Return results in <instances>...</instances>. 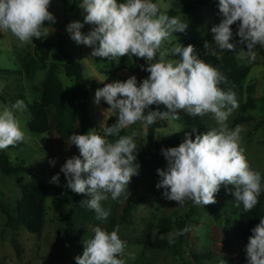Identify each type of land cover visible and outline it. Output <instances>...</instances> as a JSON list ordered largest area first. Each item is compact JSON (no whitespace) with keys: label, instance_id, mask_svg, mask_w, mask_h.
Wrapping results in <instances>:
<instances>
[{"label":"clouds","instance_id":"clouds-1","mask_svg":"<svg viewBox=\"0 0 264 264\" xmlns=\"http://www.w3.org/2000/svg\"><path fill=\"white\" fill-rule=\"evenodd\" d=\"M50 4L51 0H0V32H10L21 44L32 42L33 38H47L56 22L49 11ZM79 7L83 22L73 21L66 28L77 45L91 48V57L115 61L124 56L143 58L149 73L140 83L131 76L126 81L106 83L95 91L94 102L99 105L103 100L109 106L105 111L116 117L114 124L103 127V135L93 131L70 135L79 155L68 158L60 171L67 189L89 197L80 205L94 210L96 219L106 220L110 210L101 202L108 200L109 194L113 201L128 199L131 179L139 175L135 133L121 136V131L138 121L145 126L157 119L177 121L182 110L193 117L210 113L219 127L196 134L194 139L195 130L185 132L178 147L162 149L168 166L166 170L157 169L160 180L156 188H163L164 198L178 204L190 200L206 206L216 203L215 196L222 186H233L237 207L242 204L245 213L251 211L259 202L264 184L244 155L241 127L229 129L226 124L238 107L235 94L220 87L227 78L200 59L192 44L178 43L161 50L162 44L174 33L184 32L187 24L178 17L158 14L159 7L153 0H82ZM218 8L222 19L211 33L219 49L236 50V44L230 41L231 26L237 22L236 35L248 51L257 44L264 46V0H219ZM85 24L92 26L86 34L81 31ZM204 49L209 50L207 54L216 55L207 40ZM169 54L178 59H167ZM153 104L167 110L145 114V109ZM25 107L18 100L11 108L0 110V150L29 139L14 112ZM51 163L54 165L55 161ZM59 179L56 174L50 182L59 186ZM93 231L94 236L84 242L82 256L75 258L77 264H125L118 258L126 249V242L118 234L119 225L111 232L100 227ZM251 232L245 248L247 264H264V217Z\"/></svg>","mask_w":264,"mask_h":264},{"label":"rangeland","instance_id":"rangeland-1","mask_svg":"<svg viewBox=\"0 0 264 264\" xmlns=\"http://www.w3.org/2000/svg\"><path fill=\"white\" fill-rule=\"evenodd\" d=\"M123 2V0H121ZM192 0H153L159 7L158 14L169 16L170 11L179 12L183 4ZM82 0H51L49 11L53 13L56 22L51 25L54 31L47 37L51 38L57 33H61L66 40V48L72 56L84 66V77L96 82L112 83L116 81H126L131 76L137 78L140 83L147 78L149 73L145 70L147 62L143 58L136 56H124L120 59L109 60L107 58L91 57L92 49L77 45L67 32V25L73 21L83 22V10L79 7ZM76 3V7H73ZM178 17L181 22L187 24L184 32H176L162 44L161 50H168L175 44L181 45L191 38L207 39L211 45H216L213 41L211 28L220 23L222 16L219 8L205 7L198 12L187 14L180 13ZM49 26V22H45ZM92 26L85 24L81 30L85 34L91 30ZM44 39L33 38V41L27 44H21L16 37L10 32H2L0 37V69L7 71L0 74V95L7 103L0 99V110L8 106L11 108L16 101L20 100L28 103L42 99L44 83L47 72L52 64L57 67L56 76L61 80L65 89L73 87L74 81L66 77L64 72V59L54 50L47 63V69L39 71L34 80L26 79L21 65V57L27 52H33L35 45L40 44ZM236 44V50L231 51L236 60L251 68L242 85L233 92L238 103V107L229 115L226 124L229 129H234L233 123L239 115L240 108L243 104L254 101L255 107L249 112L254 117L255 123L264 120V46L255 45L250 51L244 49L239 40L230 41ZM241 49L244 50L241 55ZM158 58V57H157ZM167 59H174L170 54ZM95 91L88 88L90 98L88 108L90 115L96 124L93 132L103 135L102 129L111 122L115 117L114 114L105 111L108 105L101 100L97 105L94 102ZM25 105V104H24ZM26 106V105H25ZM165 106L162 112L166 111ZM150 107L145 109V114L150 112ZM17 119L21 122L22 128L27 133L29 139L5 149V153L11 162L17 167H30L35 171H44L51 190L48 192L45 203L44 226L41 234H32L24 228L17 231L11 230L6 226L7 218L1 211V205L7 210H12L22 197V189L31 180L29 173L18 176H7L0 173V264H76V257L82 256L66 245L64 241L65 222L63 216L69 212L74 194L70 189L65 187L67 181L64 174L60 171L62 165L68 158L73 157L69 150V141L62 140L56 134H38L30 131L28 123L31 115L25 107L24 110H14ZM180 119L173 121L170 119H157L164 121L166 127L156 131L158 140L170 138L173 135L191 130L195 127V117L188 115L184 111H179ZM205 123V131L218 128L219 125L214 120L212 114L198 116ZM254 123V124H255ZM254 124L240 126L242 131L241 147L244 149V155L252 170L260 173L261 178L264 176V126L256 129ZM126 135L135 133L134 140L136 143L137 159L146 151V133L147 126L143 122H136L125 128ZM114 140L115 137H108ZM144 149H141L143 148ZM55 161L53 165L51 162ZM168 161L164 166L167 169ZM59 174V186L51 183V178ZM137 185L138 196L145 200V204L136 206L128 221L118 224L117 219L122 214V208L130 198V189L128 187V199L120 198V201L109 199L102 201V207L110 210V215L106 220L96 219L94 210L82 206L74 218V227L84 229L88 233L83 239L84 242L94 236V228L100 227L102 230L111 232L119 225V236L126 242V249L123 256L118 257L125 261V264H144L143 247L136 243L137 238L149 228L156 230L158 221L161 218H170L172 224H176L182 218L191 215V210L196 208L195 204H190V200L183 204L170 201L164 198V189H157L156 184L159 178L153 173H144L134 176L131 179ZM60 190V192H57ZM60 199L61 202L57 200ZM88 199L83 195L82 200ZM122 201V202H121ZM197 225L188 224L185 244L181 252L182 256L174 255V238L177 236V228L173 227L170 232L171 247L167 254H159L164 258L154 264H235V257L230 256L223 249L222 230L225 225L223 220L216 221L211 215L200 212L191 217ZM246 245L237 244L239 255L245 253ZM209 255L208 259L196 261L195 255ZM158 255V256H159ZM155 256H151L155 258Z\"/></svg>","mask_w":264,"mask_h":264},{"label":"trees","instance_id":"trees-1","mask_svg":"<svg viewBox=\"0 0 264 264\" xmlns=\"http://www.w3.org/2000/svg\"><path fill=\"white\" fill-rule=\"evenodd\" d=\"M120 2L122 1L120 0ZM218 2L219 0H192L189 3L183 4L179 12L170 11L169 17H176L180 13L198 12L205 7L218 8ZM73 7H76V3ZM231 28L233 40L240 41V37L236 35L238 32V22L234 23ZM206 40L204 38H191L182 45L187 46L192 44L200 59L206 63H210L227 78V82L222 83L220 87L224 91H231L233 93L245 81L251 72V68L239 63L231 51L221 50L217 45H211L208 40L210 50H215L216 55L207 54L209 50L204 49V41ZM243 47L247 50L246 44H243ZM54 50L64 59L63 68L65 75L74 81V85L69 89H65L61 80L56 76V65L52 64L47 72L42 99L33 103L24 102L31 115L28 127L33 133L56 134L62 140L69 141V150L72 156H78L79 150L75 145L71 144L69 137L73 133L87 134L96 128V124L88 108V100L90 98L88 88L97 90L106 83L96 82L84 77V66L68 52L66 40L61 33H57L55 36L35 45L33 52H27L21 57L24 75L27 80H34L39 71L48 68L47 63ZM174 59H178V57H174ZM6 72L0 69V74ZM0 99L4 103H7L1 95ZM260 101H264V99ZM149 107L151 111L159 110L162 112L163 105L153 104ZM254 107V101L243 104L239 115L233 123V127L254 124L255 119L249 112ZM115 122L116 117L112 118L108 125L111 126ZM194 125L195 127L191 130L177 133L161 141L157 139L156 131L166 127L165 122L156 120L152 125H148L145 140L146 152L137 159V163L140 165V174L153 173L158 176L157 169L164 170V166L167 163L166 158L162 154V149L178 147L185 139V132L195 130L196 133L193 134V139L196 134H203L205 123L198 116L194 119ZM263 126L264 120L254 124L256 129H260ZM120 135H126V130L123 129ZM141 149H144V146ZM0 173L7 176H18L24 173L31 175V180L22 189V197L17 205L12 210H7L4 205H1V211L7 218L6 226L11 230L17 231L20 228H24L32 234H41L46 212L45 203L48 192L51 190L46 173L44 171H35L30 167H17L11 162L4 150H0ZM158 178L160 180L159 176ZM262 184H264V176ZM129 189L131 193L130 198L122 208V214L116 220L119 225L128 221L136 206L145 204V200L138 196L137 185L134 182H130ZM234 190L233 186H222L215 196L216 203L206 206L196 205V208L191 210V215L186 216L184 219L181 218L176 224H172L170 218H161L156 226L157 231L151 227L143 232L136 241L138 245L143 247V263L154 264L164 258L161 255H165L170 251L171 243L169 241L171 238L169 235L174 225L178 232L186 229L182 235H177L174 238L175 249L173 253L175 256L181 257V249L185 244L188 224L197 225L196 222L191 220V217L200 212H205L216 221L223 220L225 222L222 230L223 249L230 256L235 257V264H247L246 253L239 255L237 244L247 245L248 238L252 235L251 230L260 222V218L264 217V190H262L258 198V204L247 213L243 211L242 204L237 207V202L232 195ZM57 192H60V190H57ZM71 193L73 192L71 191ZM73 194L75 196L71 202L70 210L63 216V221L65 222L64 241L70 247V250L82 254L84 251L82 242L88 232L84 229L75 228L74 218L82 207L80 205L81 198L86 194ZM57 201L61 202L60 199ZM189 203L194 204L192 201ZM154 255L157 256L151 259V256ZM194 257L196 261H200V259H208L211 256L204 254L195 255ZM75 263L77 264V262Z\"/></svg>","mask_w":264,"mask_h":264},{"label":"crops","instance_id":"crops-1","mask_svg":"<svg viewBox=\"0 0 264 264\" xmlns=\"http://www.w3.org/2000/svg\"><path fill=\"white\" fill-rule=\"evenodd\" d=\"M0 37H2V32H0ZM20 61H21V59H20ZM21 65H22V63H21ZM22 70H23V67H22ZM23 73H24V71H23Z\"/></svg>","mask_w":264,"mask_h":264}]
</instances>
